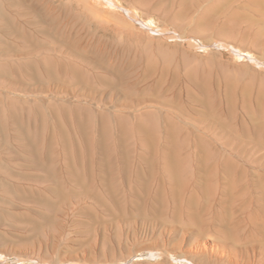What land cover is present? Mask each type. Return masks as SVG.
<instances>
[{
    "label": "rangeland",
    "instance_id": "rangeland-1",
    "mask_svg": "<svg viewBox=\"0 0 264 264\" xmlns=\"http://www.w3.org/2000/svg\"><path fill=\"white\" fill-rule=\"evenodd\" d=\"M216 1L194 4L184 0L183 6L181 0H149L147 4L135 0H0V264H191L200 258H204L201 264H262L264 133L257 129L264 130V0H234L231 10L221 7L202 18ZM157 5L159 10H153ZM57 56L81 68L84 85L71 75L53 74L47 79L44 58ZM144 64L148 68L138 70L137 76L130 72ZM163 69L167 74L162 75ZM116 73L139 87L130 93L137 97L133 101L125 97L132 102L131 108L121 102L123 97L114 104L100 101L104 90L109 93L114 88ZM159 78L167 82L155 87ZM173 79L179 86L174 90L179 99L163 90ZM140 98L147 101L139 102ZM78 106L89 109L86 113L94 117L93 123L89 115L65 122L55 113ZM104 109L109 111L107 116ZM127 111L157 118L155 126L132 118L130 122L141 124L147 141L154 139L153 126L158 128L159 147L164 151L176 146L191 152L189 156L182 150L191 161L192 180L212 183L206 189L227 193L219 195L214 214L221 225L236 230L231 235L234 239L242 238L236 243L231 239L228 244L235 247L226 251L229 254L210 255L214 245L220 250L228 246L213 231L198 243L201 249L208 248L201 256L194 253L193 240L185 239L191 241L188 247L179 245L180 225L172 229L156 224L163 214H154L155 224H151V218H140L133 208L116 210L103 200L99 185L115 182L110 187L117 188L121 196L123 182L128 188L136 180L141 183L162 176L159 168L152 169L150 176V171L140 167L137 176L127 164L109 166L102 160L107 150L97 146L103 142L100 136L105 123L114 130ZM171 117L177 120L171 125H179L181 133L170 130ZM127 139L124 134L122 144ZM87 140L94 142L90 150L85 146ZM113 143L118 144L115 134ZM77 153L84 154L87 162L97 158L100 163L78 165L72 160ZM122 154H127V147ZM65 157L70 158L69 164ZM210 167L216 169L217 184L210 177ZM84 172L94 176V192L100 198L73 203L75 210L60 219L66 224L64 231L47 229L54 239L61 234L60 249H40L42 239L39 234L31 239L35 234L30 230L34 221L44 222L39 216L43 210L27 199L35 195L33 189L54 187V181L84 183ZM43 195L50 197L47 192ZM97 199L107 207L106 213L98 208ZM93 223L97 243L83 258L80 241L87 239L85 232ZM257 227L260 231L254 233ZM191 254L196 257L189 258Z\"/></svg>",
    "mask_w": 264,
    "mask_h": 264
},
{
    "label": "bare ground",
    "instance_id": "bare-ground-1",
    "mask_svg": "<svg viewBox=\"0 0 264 264\" xmlns=\"http://www.w3.org/2000/svg\"><path fill=\"white\" fill-rule=\"evenodd\" d=\"M135 1L137 2L142 1L141 3L145 2L146 4L149 2V0H135ZM198 1H202V0H193V3L195 4ZM233 1L234 0H217L215 2L216 5L214 4L209 9L204 11L202 18H204L205 16H210L212 12L215 11L217 12V9L221 7H224V10H231ZM183 2L184 0H181L182 5L185 6ZM153 10H159V5H157V7L154 6ZM202 21L199 23H202ZM102 29L106 30L105 28ZM141 58L144 59L147 62V64L151 65L150 63H148V61L145 58L143 57ZM65 60L66 59H63L59 56L55 58H51V57L44 58V63L48 67H46L43 70V72L44 75L47 76L48 78L45 76L44 77L50 80L53 74L60 75L61 77H63L64 75H71L73 80H75L77 83H81L84 85L85 83H83L81 79L85 76L81 68L77 66L76 63L67 62ZM49 67H53V69H48ZM147 68L148 65L146 64L140 67L134 66L130 72L134 73L137 76L138 70L140 69L146 70ZM164 74H167V72L163 69L162 75ZM116 75H117V82L113 83L114 88L109 89L110 90L109 93H107V91L104 90L102 92V96L104 97H102L100 101L101 102L109 101L110 103L114 104L115 101H119L123 97L121 99V102L122 101L126 102L125 104H127L131 108L133 106L132 102L127 101L125 97H128L133 101L137 97H133V95H131L130 93L138 92L137 89L139 87H136V82H134V80L124 79L123 74L116 73ZM119 82L120 84L124 83V85H121V87L120 86L115 87ZM166 82H167L166 78L165 81H163L162 78H159L157 81H154L153 85H155V87L163 86ZM167 85L168 87L163 88V90L172 93V98L179 99V96H176L174 92V90H176L179 87L177 86L175 79L171 80L170 83H167ZM145 101L147 100L144 98L139 99V102H145ZM88 110L89 109L87 107L78 106V107H74L70 111L61 109L60 111H56L55 113L59 114V116L65 122H67V119H73V120H76L77 118L82 119L85 117V115L86 116L89 115L90 122H92L94 117L92 115L90 117V114L86 113V111ZM104 110L105 111L102 112H104L105 116H107L109 111H107L106 109ZM54 115L55 114L52 113V116ZM178 117L180 116L178 115ZM130 118L134 119L135 121H141V124L144 121H149V123L153 124L154 126L159 124V120L157 118H154L151 114L145 112H136V111H127V115H125V117L124 116L119 117V122L116 121L114 130L109 126L108 123H105L103 131L100 136L103 142L97 146L98 148H104L105 150H107L104 155L105 158L102 160H104V162L109 166H115L116 164L124 166L127 164L128 166L133 167L132 168L134 170L133 172H136L137 176H138L137 173L138 168L140 167L143 170L145 169L146 172L150 171V176L154 175L152 174V169L159 168L162 171L161 173L162 176L160 180L154 178L153 181H147V182L141 181V183L139 182V180H136L135 185L129 186L128 188L127 185H125V182H123L121 196L118 195L119 190L117 188L110 187L117 185L115 182L110 185L109 184L99 185L100 186L99 189H101L102 191L103 200L107 201L108 204L112 205V207H114V209L116 210H126L128 208H133L137 213L141 215L140 218L142 219H146L148 217L151 218L150 219L151 224H155V221L153 219L154 214L158 212L163 214V216H161L163 220L161 222H157L156 224H168L172 229L176 228L177 225H180V229L183 234H181L182 240H181V244L179 245H181L182 248L183 245L188 247L191 241H185V239L189 238L190 240H193L194 242L193 244H196L195 245L196 251L194 250V253L196 254L200 253L201 256H203V254L201 253L203 252V249L205 250V252H207L208 248L207 246H205L201 249L198 243H200L201 237L213 231L214 233L221 236L222 237L221 239H224L222 243L228 246L227 248L222 247V250H220V247L214 245L213 248L211 249L212 253H210V255L215 256L219 254L221 256L224 254H229L235 246L228 243L231 241V239H234V237L231 235L236 233V230L228 224L221 225L219 221L216 219L217 213L214 214V210L217 208V206L220 205L219 195L224 197L227 196V193L221 191L220 188L219 190H216L214 187H211L210 189H206L207 187L211 186L212 183L201 184L196 180H192L194 178V173L190 172L191 161L189 157L183 156L182 150H184V152L189 156L191 155V152L187 151L185 148H178L176 146H173L174 149L172 150L170 149H168V151L162 150L159 147L160 140L157 137L158 128H154L153 126L151 133L154 134V139L151 141H147V138L144 137L143 128L141 124L139 126H135L131 124ZM175 121L177 120H175L173 117L170 118L169 128L173 133H181L182 128L179 125H171ZM257 132L264 133V130L263 128H259L257 129ZM114 134L118 142V144L116 145H114L113 143ZM124 134H126L128 137L126 144H122ZM59 135L60 136L62 135L60 131H59ZM108 140H110L109 146L107 145ZM93 144H94L93 140L92 141L87 140L85 142L86 149L90 150ZM126 147H127V154H122V152L126 150ZM135 147L139 148L141 151L140 152L136 151ZM71 150L74 151L76 150L73 144L71 145ZM115 151L119 153L117 154V157L116 154L113 155ZM75 155H76L75 159L72 160L74 161V163H78V165H82L83 163L84 164L88 163L90 165H95L100 163V161L97 158H92L90 162H87L85 160L84 154L80 155L77 153ZM124 155H129V157L126 158ZM126 159L132 162V164L129 165L128 161H125ZM64 161L66 164H69V162H71L69 157H65ZM209 172H210L209 173L210 177H212L213 179V182L217 184L218 181L214 176L216 174V169L210 167ZM82 176L84 178V183L80 181L55 182L54 180H52L54 181L52 183L54 187L45 185L44 188H42V190L33 189L36 191L35 195L27 199V201L32 202L33 204L36 205V207L34 208L39 207V209L41 208L43 210V212H39L40 213L39 216L44 222H40L41 225H39V222L34 221L33 228L30 230V232L35 234L33 237H31V239H33L37 234H39L38 238L42 239V241L39 242L38 244L40 249L43 248L44 246L45 249L48 248H51L52 250L60 249V246H62V244L60 243L61 234L58 237H55L54 239V237H51L50 234H48L47 229L50 232H55L56 230L59 232L64 231V229L66 228V224H63L60 219L62 217H66L70 212H73L75 210L73 203H78L82 199L90 198L92 196L96 198H100L94 192L97 190L94 176L91 174H86L85 172L83 173ZM4 187H6L7 190L9 188L7 185H5ZM174 188H180V191L175 192ZM19 191L20 189H18V192ZM43 192H47L50 195V197H48V195L47 197L44 196ZM101 202H102L101 199L96 200V203L98 204L97 205L98 208H100L102 212L106 213L108 209ZM158 202H159V206H158ZM115 203H119V206L116 207L114 205ZM82 209H87V208L84 207ZM142 211L148 213L143 214L141 213ZM88 212L89 209L86 210L85 215H89ZM90 217L95 219L98 218V216H94V215L93 216L90 215ZM75 223L76 222L72 223L67 228H69L73 224L75 225ZM84 225L85 224H82V226ZM95 228H96V224L93 223L91 228H89L85 232L89 235L87 239L80 241V245H81L80 249L84 250L83 251L84 255H82V257L84 256L83 258H86L85 253H88V251H91L92 249L95 248V245L97 243V238L94 232ZM42 230L44 234L42 233ZM172 231L173 233H176L174 230ZM192 231H196V233L194 234ZM259 231H260V227H257L255 228L254 233L255 232L259 233ZM240 239L242 238L234 239V242L236 243ZM101 242L105 247H107V243L105 240H101ZM38 245H36V247ZM263 249H264V244L260 250V259H259V261L263 260L262 264H264ZM227 250H229V253L226 252ZM227 256L228 258H230L229 255ZM57 257L59 258V256ZM188 257L195 258L196 256L191 254ZM184 259L185 258H183V260ZM202 261L204 262V258H200L199 260H194L189 263L201 264L200 262Z\"/></svg>",
    "mask_w": 264,
    "mask_h": 264
}]
</instances>
